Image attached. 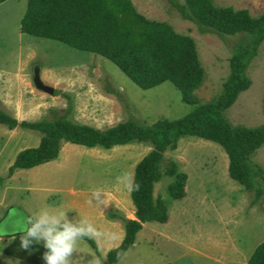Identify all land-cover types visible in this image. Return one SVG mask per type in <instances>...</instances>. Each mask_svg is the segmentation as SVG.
I'll list each match as a JSON object with an SVG mask.
<instances>
[{
	"label": "rangeland",
	"instance_id": "1",
	"mask_svg": "<svg viewBox=\"0 0 264 264\" xmlns=\"http://www.w3.org/2000/svg\"><path fill=\"white\" fill-rule=\"evenodd\" d=\"M131 2L144 18L164 20L176 32L193 39L202 70L201 81L193 90L198 102L219 91L234 47L251 44L250 36L243 32L217 35L198 31L168 0ZM212 2L244 7L251 15L264 10V0ZM25 4L26 0L0 1V107L17 120L51 116L49 108L61 113L70 105L69 118L104 128L127 117L148 124L162 117H177L193 107L180 98L169 80L142 88L98 53L20 31ZM244 70L250 84L224 114L232 124L254 126L264 122V39ZM34 72L51 86V92L34 85ZM39 134L34 129L19 125L8 128L0 123V228L3 234L7 232L0 234V264H44L42 243H34L28 250L20 247L15 224L21 215L35 216L49 208L68 211L70 219H77L79 207L69 205L86 196L84 208L93 215L120 221L107 216L109 210H115L134 216L129 192L117 177L132 175L135 162L150 149V143L130 141L101 148L63 142L55 159L16 168L8 175L13 153L19 147L35 145ZM170 159L186 174L183 194L174 198L167 192L166 186L173 179L170 175L155 181L153 195L164 198L167 220L142 222L134 241L112 264H247L251 250L264 238V180L257 176L262 193L250 202L253 191L228 175L222 147L199 136H180L174 148L163 152V162ZM250 161L264 170V141L251 153ZM93 191L101 194L97 200L102 198L106 206L90 202ZM91 253L99 264L106 252L100 255L84 239L78 241L72 264H94Z\"/></svg>",
	"mask_w": 264,
	"mask_h": 264
},
{
	"label": "trees",
	"instance_id": "2",
	"mask_svg": "<svg viewBox=\"0 0 264 264\" xmlns=\"http://www.w3.org/2000/svg\"><path fill=\"white\" fill-rule=\"evenodd\" d=\"M168 1L200 32L217 35L243 32L250 36V45L240 44L231 51L220 89L207 101L198 102L193 92L202 78L193 39L176 32L164 20L144 18L131 0H26L19 18L22 32L98 53L142 88L169 80L179 90L180 98L193 104L177 117H162L148 124L127 117L104 128L69 118L70 105L61 113L49 108L51 116L33 120H17L0 107L1 124L8 128L19 125L40 133L35 145L15 152L7 166L8 175L15 168H28L55 158L65 141L101 148L130 141L150 143V149L133 167L132 176L140 184L139 191L129 193L134 217H126L115 210L107 212L109 218L121 221L124 232L119 243L106 250L99 264L115 262L134 241L142 222L167 220L166 202L161 194L153 195V184L162 175H170L173 179L166 186L167 192L174 198L183 194L185 172L178 170L172 159L163 162V152L174 148L182 135L199 136L218 143L227 156L228 175L244 189L253 191L250 202L262 193L257 176L264 180V170L250 161V155L264 141V122L254 126L232 124L224 111L250 84L244 69L264 39V10L251 15L244 7L217 5L212 0ZM262 109L264 111V95ZM83 239L98 253L94 239ZM246 262L264 264V238L255 244Z\"/></svg>",
	"mask_w": 264,
	"mask_h": 264
},
{
	"label": "clouds",
	"instance_id": "3",
	"mask_svg": "<svg viewBox=\"0 0 264 264\" xmlns=\"http://www.w3.org/2000/svg\"><path fill=\"white\" fill-rule=\"evenodd\" d=\"M129 193L140 190V184L134 177L124 173L117 177ZM97 191L92 192V200L100 205H107ZM65 210H51L43 208L35 216L21 215L15 224V233H20V247L28 250L35 244H41L46 249L42 255L44 264H72V258L76 252L78 241L87 237L100 240L104 233L99 231L85 218L70 219ZM4 229L0 228V234Z\"/></svg>",
	"mask_w": 264,
	"mask_h": 264
},
{
	"label": "crops",
	"instance_id": "4",
	"mask_svg": "<svg viewBox=\"0 0 264 264\" xmlns=\"http://www.w3.org/2000/svg\"><path fill=\"white\" fill-rule=\"evenodd\" d=\"M38 141V140H37ZM66 143L68 144H76V143H72V142H68V141H65ZM77 145V144H76ZM79 145V144H78ZM116 145V144H115ZM83 146V145H82ZM86 147V146H84ZM92 147H95V146H92ZM19 148H22V147H19ZM60 151V149H59ZM15 153V152H14ZM13 153V155H15ZM59 154V152H58ZM11 156L14 157V156ZM57 157V156H56ZM55 157V158H56ZM10 158V159H11ZM53 158V159H55ZM13 159V158H12ZM51 159V160H53ZM49 161V160H48ZM43 163H46L45 162H42ZM40 164V163H39ZM16 169V168H15ZM70 193L73 194L74 193V190L71 189L70 190ZM82 200H79V202H77L76 200V203H73L71 206L69 205V207H79V212L80 214H78V218L77 219H80V218H85L87 219L89 222H91L99 231L103 232L105 235L102 239L100 240H95L97 245H98V251H99V254L101 255L102 253L106 252V250L110 247H113L115 245H117L119 243V241L121 240L122 236H123V226H122V223L120 221H117V220H112V219H108V218H105L103 217L102 215L100 214H97L95 213L94 215L92 214V212L89 210H86L84 208V204L86 203L85 201L87 200L86 199V196H83L81 197ZM99 200V198H98ZM90 208V207H89ZM31 216H33L31 213H30ZM134 215V214H133ZM134 216H130V218H133ZM114 219V218H113ZM7 233V232H6ZM2 234L3 236L6 234ZM81 244V243H80ZM83 245V248L86 249L85 247V244H82ZM101 245L103 247H101ZM92 254V253H91ZM95 255L93 256L92 254V259H93V262L94 264L96 263V259H95Z\"/></svg>",
	"mask_w": 264,
	"mask_h": 264
},
{
	"label": "water",
	"instance_id": "5",
	"mask_svg": "<svg viewBox=\"0 0 264 264\" xmlns=\"http://www.w3.org/2000/svg\"><path fill=\"white\" fill-rule=\"evenodd\" d=\"M32 81H33V83H34V85L36 87L44 89V90L49 91V92L52 91L51 86L42 83V81L40 80L39 75L37 74V72H34V75L32 77Z\"/></svg>",
	"mask_w": 264,
	"mask_h": 264
}]
</instances>
